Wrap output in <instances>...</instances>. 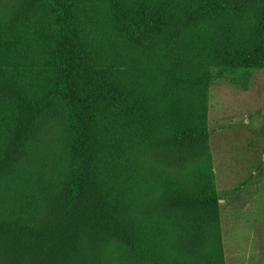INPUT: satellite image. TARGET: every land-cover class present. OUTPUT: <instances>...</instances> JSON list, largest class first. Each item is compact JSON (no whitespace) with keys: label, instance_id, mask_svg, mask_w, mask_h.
Instances as JSON below:
<instances>
[{"label":"trees","instance_id":"1","mask_svg":"<svg viewBox=\"0 0 264 264\" xmlns=\"http://www.w3.org/2000/svg\"><path fill=\"white\" fill-rule=\"evenodd\" d=\"M258 70L264 0H0V264H226L210 90Z\"/></svg>","mask_w":264,"mask_h":264},{"label":"rangeland","instance_id":"2","mask_svg":"<svg viewBox=\"0 0 264 264\" xmlns=\"http://www.w3.org/2000/svg\"><path fill=\"white\" fill-rule=\"evenodd\" d=\"M252 75L248 91L228 80H217L210 90L226 264H264V70Z\"/></svg>","mask_w":264,"mask_h":264},{"label":"crops","instance_id":"3","mask_svg":"<svg viewBox=\"0 0 264 264\" xmlns=\"http://www.w3.org/2000/svg\"><path fill=\"white\" fill-rule=\"evenodd\" d=\"M250 87H251V85H250ZM249 90H250V88H249ZM246 91H248V90H246ZM257 110H260V109H257ZM259 112H260V111H257L256 114H257V115H258V114H261V113H259ZM262 118H263V125H264V114L262 115ZM263 130H264V127H263Z\"/></svg>","mask_w":264,"mask_h":264}]
</instances>
